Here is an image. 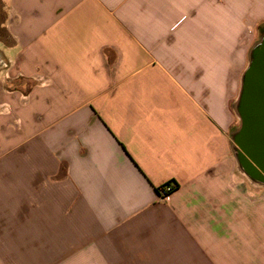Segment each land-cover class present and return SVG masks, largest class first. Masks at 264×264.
Here are the masks:
<instances>
[{"label": "crops", "instance_id": "1", "mask_svg": "<svg viewBox=\"0 0 264 264\" xmlns=\"http://www.w3.org/2000/svg\"><path fill=\"white\" fill-rule=\"evenodd\" d=\"M6 9L0 264H264V183L231 135L264 0Z\"/></svg>", "mask_w": 264, "mask_h": 264}, {"label": "water", "instance_id": "2", "mask_svg": "<svg viewBox=\"0 0 264 264\" xmlns=\"http://www.w3.org/2000/svg\"><path fill=\"white\" fill-rule=\"evenodd\" d=\"M255 61L252 70L245 72V96L248 95L249 80L254 75L264 74V40L255 51ZM248 113V109L245 110ZM264 119V113L260 114ZM240 148L241 152H237V158L241 169L255 182L264 183V124H258L251 127L249 124L245 126L244 134L238 139L233 140Z\"/></svg>", "mask_w": 264, "mask_h": 264}, {"label": "flooded vegetation", "instance_id": "3", "mask_svg": "<svg viewBox=\"0 0 264 264\" xmlns=\"http://www.w3.org/2000/svg\"><path fill=\"white\" fill-rule=\"evenodd\" d=\"M258 40L254 43L248 53L247 66L241 76L240 92L235 102L234 112L237 118V123L231 131L233 140L238 139L244 134V129L247 124L251 127H256L258 124H264V119L260 114L264 113V74L254 75L248 84V95L245 96V72L254 68V64L259 63L255 61V51L262 44L264 40V26H260L257 30ZM248 109V113L245 111ZM237 152H241L237 146Z\"/></svg>", "mask_w": 264, "mask_h": 264}, {"label": "rangeland", "instance_id": "4", "mask_svg": "<svg viewBox=\"0 0 264 264\" xmlns=\"http://www.w3.org/2000/svg\"><path fill=\"white\" fill-rule=\"evenodd\" d=\"M6 0H0V42H5L6 44L9 42V36L7 33V30L5 28V23H6V17H7V13H6ZM248 33L246 36L247 42H246V50L249 49V46L252 43V40L257 41L258 40V35H257V30H255L254 32L251 31V29H248ZM0 48H2V46H0ZM243 65H240V69L242 71L243 69ZM7 72V68L5 67V65L0 62V90L1 87L3 86L4 83H2V80H4L5 75ZM0 104H1V99H0Z\"/></svg>", "mask_w": 264, "mask_h": 264}, {"label": "built area", "instance_id": "5", "mask_svg": "<svg viewBox=\"0 0 264 264\" xmlns=\"http://www.w3.org/2000/svg\"><path fill=\"white\" fill-rule=\"evenodd\" d=\"M174 191V185H169L161 189V191H159V194L161 195L163 200L169 201Z\"/></svg>", "mask_w": 264, "mask_h": 264}, {"label": "trees", "instance_id": "6", "mask_svg": "<svg viewBox=\"0 0 264 264\" xmlns=\"http://www.w3.org/2000/svg\"><path fill=\"white\" fill-rule=\"evenodd\" d=\"M169 185H174V184H167V185H165V186L159 188L158 191H161V189H163L164 187L169 186ZM176 188H177V185H174V189H175V190H176Z\"/></svg>", "mask_w": 264, "mask_h": 264}]
</instances>
